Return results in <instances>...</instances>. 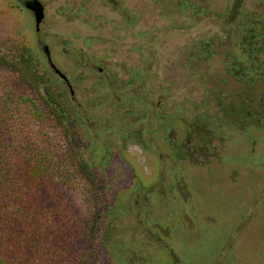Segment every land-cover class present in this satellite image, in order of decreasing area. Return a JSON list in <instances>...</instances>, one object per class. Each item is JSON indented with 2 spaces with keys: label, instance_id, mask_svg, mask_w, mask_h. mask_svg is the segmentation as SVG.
Listing matches in <instances>:
<instances>
[{
  "label": "rangeland",
  "instance_id": "obj_1",
  "mask_svg": "<svg viewBox=\"0 0 264 264\" xmlns=\"http://www.w3.org/2000/svg\"><path fill=\"white\" fill-rule=\"evenodd\" d=\"M25 1L0 0V264H264V0H37L38 30Z\"/></svg>",
  "mask_w": 264,
  "mask_h": 264
},
{
  "label": "trees",
  "instance_id": "obj_2",
  "mask_svg": "<svg viewBox=\"0 0 264 264\" xmlns=\"http://www.w3.org/2000/svg\"><path fill=\"white\" fill-rule=\"evenodd\" d=\"M4 65H8L10 69L15 72L20 80L21 83H24V80L27 81L31 80L37 87V90H43L45 92V96L43 97L42 92L40 93V96H42L43 101L45 99V105L47 107H50L51 116L54 119V121L59 125L70 123V120H68V116L64 113L63 109H61L59 104V98L54 95L52 91H50V83L47 79L46 73H39L37 68L39 67L37 57L30 53V51L27 48H22L19 52L18 57H14L11 59L6 60L3 58ZM52 63V62H51ZM68 80V79H67ZM66 83L65 81H63ZM68 88H70L69 81L67 84ZM52 92V93H51ZM63 120V121H62ZM71 124V123H70ZM72 125V124H71ZM67 127V126H66ZM76 155V154H75ZM80 167L83 169V166ZM78 259H81V256H78Z\"/></svg>",
  "mask_w": 264,
  "mask_h": 264
},
{
  "label": "water",
  "instance_id": "obj_3",
  "mask_svg": "<svg viewBox=\"0 0 264 264\" xmlns=\"http://www.w3.org/2000/svg\"><path fill=\"white\" fill-rule=\"evenodd\" d=\"M24 7L31 11L33 16H34V21H35V26H36V30H38V27L44 17L43 14V7L42 5L37 1V0H27L24 2ZM43 52L47 57V60L51 66V68L54 70V72L62 79L64 80L67 84H68V80L66 77H64L55 67L54 65L51 63V59L49 56V52H48V48L45 46L43 48Z\"/></svg>",
  "mask_w": 264,
  "mask_h": 264
},
{
  "label": "flooded vegetation",
  "instance_id": "obj_4",
  "mask_svg": "<svg viewBox=\"0 0 264 264\" xmlns=\"http://www.w3.org/2000/svg\"><path fill=\"white\" fill-rule=\"evenodd\" d=\"M237 1H238V0H237ZM238 5H239V4L236 3V4H235V7H236V6L238 7ZM251 47H252L251 44H250V45L247 44V48H248V49H247V54H250V53H251V52H250V50L252 49ZM244 54H246V52H244ZM249 57H250V56H249ZM47 61H48V60H47ZM48 63H49V62H48ZM49 65H50V64H49ZM50 68H51V66H50ZM51 69H52V68H51ZM52 70H53V69H52ZM53 72H54V70H53ZM54 73H55V72H54ZM235 75H236L237 78H240V79L245 78L244 74L241 73L240 71H236V74H235ZM63 81H64V80H63ZM65 84L67 85V83H65ZM67 86H68V85H67ZM190 126H191V125H190ZM190 128H191V127H190Z\"/></svg>",
  "mask_w": 264,
  "mask_h": 264
}]
</instances>
